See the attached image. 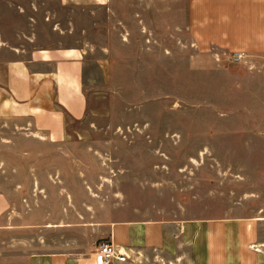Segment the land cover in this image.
<instances>
[{
	"label": "crops",
	"instance_id": "0c3cea01",
	"mask_svg": "<svg viewBox=\"0 0 264 264\" xmlns=\"http://www.w3.org/2000/svg\"><path fill=\"white\" fill-rule=\"evenodd\" d=\"M104 240L264 264V0H0V264Z\"/></svg>",
	"mask_w": 264,
	"mask_h": 264
},
{
	"label": "built area",
	"instance_id": "2783aa9c",
	"mask_svg": "<svg viewBox=\"0 0 264 264\" xmlns=\"http://www.w3.org/2000/svg\"><path fill=\"white\" fill-rule=\"evenodd\" d=\"M243 54L237 53L235 60L242 58ZM96 264H115L124 263L130 260V254L127 249L115 244L112 240L100 242L94 252Z\"/></svg>",
	"mask_w": 264,
	"mask_h": 264
},
{
	"label": "rangeland",
	"instance_id": "374dc122",
	"mask_svg": "<svg viewBox=\"0 0 264 264\" xmlns=\"http://www.w3.org/2000/svg\"><path fill=\"white\" fill-rule=\"evenodd\" d=\"M28 2H29V0H27ZM152 96H150V98H151ZM135 103H138V100H136L135 101ZM134 103V104H135ZM149 103H150V101H147L146 102V106L147 105H149ZM139 104H140V102H139ZM146 106H145V112L147 113V114H150V115H152L153 113L151 112V110H152V105H150V106H148L147 108H146ZM160 106V105H159ZM146 113H145V115H146ZM128 116L130 117V118H135V117H140V114L138 113V110L136 109V108H134V107H132V109H130L129 110V112H128ZM73 124H76V123H73ZM75 126V125H74ZM141 142H139L138 143V145L139 146H141V144H140ZM145 146L147 147V144L145 143ZM165 176H167V175H165Z\"/></svg>",
	"mask_w": 264,
	"mask_h": 264
}]
</instances>
